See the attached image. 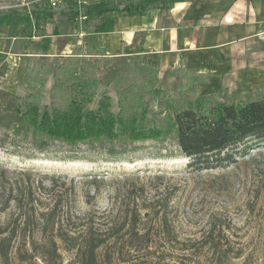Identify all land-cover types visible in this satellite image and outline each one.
<instances>
[{"label":"rangeland","instance_id":"obj_1","mask_svg":"<svg viewBox=\"0 0 264 264\" xmlns=\"http://www.w3.org/2000/svg\"><path fill=\"white\" fill-rule=\"evenodd\" d=\"M114 1L84 0L81 5L72 6L69 0L57 10H50L49 23L31 20L30 24L16 22L19 15L30 11L29 1L0 0V90L9 95L1 97H18L24 102L28 95L23 83L27 65L31 62L29 68L36 65L38 57H48L46 65H53L75 50L85 61L97 63L93 72L98 82L97 96L87 105L88 109L95 111L100 95L106 93L111 98V111L117 114L113 83L130 62L137 64L140 60L114 61L101 55L103 51L84 45L79 35L69 52L61 49L65 38L56 37L64 36L72 27L85 31L89 26L95 30L99 18L84 17L87 9L100 11L103 9L100 3ZM134 4L151 8L162 3L132 0L131 5ZM47 26L54 37L41 40L44 42L38 47L46 49L55 45L60 48L58 53L36 55L32 50L27 51L31 44L39 43H34L33 38L46 35ZM28 31L34 37L28 38ZM177 73V81L173 77L158 78L155 88L150 87L143 94L147 108L145 125L160 129L162 138L158 141L131 143L119 136L113 141L85 142L75 147L48 142L47 149L40 152L30 137L0 128V188L1 184L6 189L19 188L17 197L22 199V210L26 212L25 217L15 202L0 212V229H14L19 235L3 247L2 256L0 244V264H78L71 253L63 250L64 245L51 232L50 224L42 230V214L55 201L62 205L57 214L71 218L67 226L73 231L85 228L104 231L108 223L120 225L127 217L125 228L117 236L122 255L108 262L104 256L109 251L101 249L98 264H264V148L236 157V161L223 168L197 170L190 166V161L178 150L170 129L171 112L185 108L193 98L179 87L182 74ZM42 79L40 106L50 109L53 80L45 72ZM133 79L136 81V74ZM72 85L73 82L66 85L67 91L72 90ZM260 93H264V87ZM255 96L244 97L253 100ZM59 97L66 95L61 92ZM228 97L233 101L237 96ZM27 188L33 192L34 207L26 204ZM6 194L3 196L0 189V203ZM161 215L166 216L169 232L166 236L160 230ZM129 225H136L134 231L138 237L133 238L127 232ZM213 226L216 227L213 239L218 241L212 247L205 246L203 238ZM146 233L150 234L148 238H144ZM50 241L56 243L59 258L48 256ZM145 242L149 253H158L142 250ZM132 244L140 247V252L132 250L128 254L126 249Z\"/></svg>","mask_w":264,"mask_h":264},{"label":"trees","instance_id":"obj_2","mask_svg":"<svg viewBox=\"0 0 264 264\" xmlns=\"http://www.w3.org/2000/svg\"><path fill=\"white\" fill-rule=\"evenodd\" d=\"M27 1L30 3V11L19 15L16 22L30 24L31 20L50 22L51 15L49 13L51 9L47 4L35 0ZM66 1L69 0H65L63 4ZM71 1L72 6L73 4L76 6L77 3L74 0H70V3ZM176 1L178 0H161L162 4L155 6V8L170 6ZM131 3L132 0H115L110 4L100 3V8L103 9L100 11L87 9L84 17L90 20L92 18L98 19L106 12L138 15L147 9L143 5H131ZM74 13V16H77V12ZM104 26L105 22L99 20L93 31L102 32ZM86 31L92 32L89 26ZM26 34L28 38L34 37L30 31ZM101 55L105 56V54ZM46 59L48 57H38L36 65L33 64L31 68L28 66L32 62L27 65L23 83L28 89V95L24 102H21L18 97L5 99L1 96L9 95L0 90V128L30 137L32 144L40 152L47 149L48 142L75 147L85 142L113 141L119 136L125 137L131 143L148 140L158 141L162 138L160 129L147 127L144 120L147 108L143 103V94L148 92L150 87L155 88L159 82L155 67L140 65V62H135L137 64L130 62L123 72L117 75L113 89L117 95L118 111L117 114H113L111 98L106 93L100 95L95 111L87 107L97 96L98 82L93 74L94 70L97 69V63L92 64L85 61L82 54L75 50L61 62L54 63L55 65L47 66ZM44 72L49 74L53 80L52 88L49 91L51 96L50 109H43L40 106L44 88L42 79ZM180 73L182 77L179 87L186 90V94H190L193 98L185 108L172 111L169 121L175 144L180 153L190 161V166L197 168V170L223 168L229 162L236 161V157L244 156L256 148H264V94L256 93V98L253 100L238 95L233 101H230L227 95L220 94L197 96L194 88L201 80L195 75ZM135 74L138 84L133 79ZM65 82L66 85L73 82L71 91H67ZM61 92L66 97H59ZM58 100L63 104L57 105L60 103ZM1 177H3L2 174ZM0 189L3 196L7 192L0 203V212L5 211L10 202H15L21 214L23 213L26 217V212L22 210L24 208L22 199L17 197L18 192H20L18 191L19 188L9 186L6 189L1 184ZM26 190H28L25 196L26 204L34 207V202L31 199L33 192L30 188ZM61 208L60 201H55L53 207L42 214V230H45L46 225L50 224L49 229L51 232L54 231L55 236L63 243V250L71 253L73 260L78 264H98V251L101 249L109 251V253L105 252L104 256L108 262L114 257L122 255V252L118 251L120 250L118 244L120 238L117 236L127 224L126 216L122 224L117 225L110 222L105 226L104 231H93L92 228L73 231L67 226L71 218L68 215L62 218L61 215L57 214L56 211H61ZM158 214L156 212V215ZM161 216L160 230H162V235L166 236L169 235L166 216ZM135 226L130 227L129 225L131 229L129 228L127 231L129 234L131 233L133 238L138 237L134 231ZM215 231V226L208 230L203 238L205 246L212 247L214 242L218 241L213 239ZM0 235L2 256L4 254L3 247L15 241L19 235L16 230H8L6 227H1ZM149 235L146 233L144 238H148ZM147 242L142 245V250H146L148 254H157L158 252H148ZM48 247L50 249L48 256L59 258L56 243L50 241ZM132 250L133 252H140V247L133 244L129 245L126 252L129 254ZM32 252L37 254L34 247Z\"/></svg>","mask_w":264,"mask_h":264},{"label":"crops","instance_id":"obj_3","mask_svg":"<svg viewBox=\"0 0 264 264\" xmlns=\"http://www.w3.org/2000/svg\"><path fill=\"white\" fill-rule=\"evenodd\" d=\"M99 20L105 22L102 32L72 27L56 36L65 38L61 49L70 52L84 34V45L114 61L138 58L155 67L160 80L177 81L178 71L195 75L201 80L197 96H249L264 87V0H178L138 15L106 12ZM45 29L27 51L58 53L55 45L38 47L54 37Z\"/></svg>","mask_w":264,"mask_h":264},{"label":"built area","instance_id":"obj_4","mask_svg":"<svg viewBox=\"0 0 264 264\" xmlns=\"http://www.w3.org/2000/svg\"><path fill=\"white\" fill-rule=\"evenodd\" d=\"M39 3L47 4L50 9L57 10L64 3L65 0H35ZM78 5L84 3V0H74ZM85 19L84 17L82 20ZM79 37H83V34H79Z\"/></svg>","mask_w":264,"mask_h":264}]
</instances>
